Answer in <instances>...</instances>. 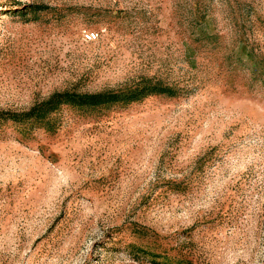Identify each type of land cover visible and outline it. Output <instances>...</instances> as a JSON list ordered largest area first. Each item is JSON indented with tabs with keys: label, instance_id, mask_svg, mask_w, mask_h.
<instances>
[{
	"label": "rangeland",
	"instance_id": "rangeland-1",
	"mask_svg": "<svg viewBox=\"0 0 264 264\" xmlns=\"http://www.w3.org/2000/svg\"><path fill=\"white\" fill-rule=\"evenodd\" d=\"M0 264H264V0H0Z\"/></svg>",
	"mask_w": 264,
	"mask_h": 264
},
{
	"label": "built area",
	"instance_id": "built-area-1",
	"mask_svg": "<svg viewBox=\"0 0 264 264\" xmlns=\"http://www.w3.org/2000/svg\"><path fill=\"white\" fill-rule=\"evenodd\" d=\"M97 37H98V35L95 34V33H86V34H85V39H86L87 41H94V40L97 39Z\"/></svg>",
	"mask_w": 264,
	"mask_h": 264
},
{
	"label": "trees",
	"instance_id": "trees-1",
	"mask_svg": "<svg viewBox=\"0 0 264 264\" xmlns=\"http://www.w3.org/2000/svg\"><path fill=\"white\" fill-rule=\"evenodd\" d=\"M96 97H99V96H96ZM98 99V98H97Z\"/></svg>",
	"mask_w": 264,
	"mask_h": 264
}]
</instances>
